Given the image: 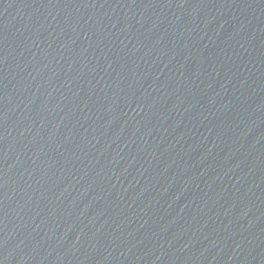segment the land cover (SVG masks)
Segmentation results:
<instances>
[{
  "label": "water",
  "instance_id": "water-1",
  "mask_svg": "<svg viewBox=\"0 0 264 264\" xmlns=\"http://www.w3.org/2000/svg\"><path fill=\"white\" fill-rule=\"evenodd\" d=\"M0 264H264V0H0Z\"/></svg>",
  "mask_w": 264,
  "mask_h": 264
}]
</instances>
